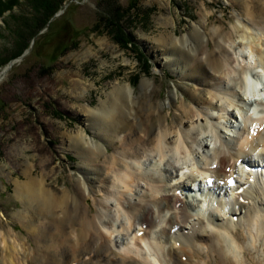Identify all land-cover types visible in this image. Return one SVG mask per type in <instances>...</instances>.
Returning <instances> with one entry per match:
<instances>
[{
	"label": "bare ground",
	"instance_id": "obj_1",
	"mask_svg": "<svg viewBox=\"0 0 264 264\" xmlns=\"http://www.w3.org/2000/svg\"><path fill=\"white\" fill-rule=\"evenodd\" d=\"M230 1L261 31L234 26L233 31L223 33L218 48L225 52L224 57L215 53L206 33L209 15L204 17V22H197L191 32L181 36L172 33L158 40L161 64L195 84L191 96L185 98L184 95L178 101L172 118L155 100L145 101V115L139 113L141 107L134 99L130 83L114 85L105 99L100 98L96 108L87 110L84 128L63 133L68 146L83 159L74 191L69 187L60 191L57 186H47L45 178L39 174L33 176L30 166L24 180H15V193L22 200L23 208L14 216L22 220L29 236L18 235L13 228L1 232L0 264H210V252L219 257V264H243L249 258L254 239L262 238L264 222L256 204H244L237 198L249 199L248 190L239 194L236 190L241 189V185L236 181L231 187L234 200L220 199L218 205L225 215L229 209L230 218L238 213L240 206L245 209L244 216L237 223L229 217L212 218V227L201 218L196 222L190 220L189 202L183 194L190 189L189 184L171 186L165 178L167 174L158 171L163 160L173 162L177 154L188 157L189 151L204 144L199 138L201 133L217 132L216 124L202 122L203 115L206 119L212 118L208 110H224L231 115L230 107L235 99L243 104L238 114L243 113L247 128L238 129L233 135L241 134L239 138L220 140L221 145L214 153L217 165L200 172L199 176L213 175L217 179L213 188L228 189L227 181L236 173L237 161L255 163L247 159L250 152H261L264 159V129H261L264 114L259 112L264 109V0ZM238 32L240 42L235 39ZM219 33L220 30H216L215 34ZM150 47L154 49L153 45ZM153 85L146 78L141 83L148 92ZM171 103L170 100V106ZM254 110L257 112L252 116L250 112ZM238 114L234 116L239 118ZM252 125H256L254 130ZM115 143L116 150L110 153ZM148 160L152 167L145 171ZM189 175L196 181L192 173ZM254 176L258 177L254 183L257 185L250 187L262 193L258 184L264 182V175L258 176L255 172ZM197 186L214 202L215 190L206 183ZM206 211L203 214H207ZM236 225L244 229L246 235L234 232ZM207 227H212L213 231L203 232ZM140 230H144L141 236L138 235ZM122 231L131 235L128 241L117 239ZM202 246L208 250L207 254Z\"/></svg>",
	"mask_w": 264,
	"mask_h": 264
},
{
	"label": "rangeland",
	"instance_id": "obj_2",
	"mask_svg": "<svg viewBox=\"0 0 264 264\" xmlns=\"http://www.w3.org/2000/svg\"><path fill=\"white\" fill-rule=\"evenodd\" d=\"M26 1L21 0L14 10L0 17V73L13 62L12 67L0 78V233L13 228V231L21 236L23 233L29 236V233L22 220L14 216L23 208L22 200L15 193V180H24L25 171L30 166L33 167V176L38 177L39 174L40 177L45 178L47 186H57L60 191L69 187L74 191L73 188L77 186V179L82 170L83 159L76 150L68 146L63 133H73L84 128V115H88L87 110L96 108L100 98L105 99L114 85L119 87L130 83L134 88V99L141 107L138 111L143 115L147 107L144 102L155 100L163 105V112H169V117L172 118L178 107V101L185 96V98L191 96L195 84L173 68L161 64L160 45H158L161 43L158 41L161 36L167 37L172 33L181 36L191 32L197 22H202L204 17L209 15L210 22H207L206 33L211 39L212 49L217 55L224 57L225 52L218 48L223 33L233 31L234 26H240L244 30L261 31L252 25L241 14V9L230 0H75L71 2L76 6L69 17L72 30L80 35L78 44L62 55L51 68H47L48 61L45 56L53 50L58 40L56 38L61 36L59 33L42 40L43 48L40 49L39 55H30V51L27 50L23 55L17 56L24 43L18 41L17 24L11 16L30 12V5ZM71 3L67 2L64 8ZM132 3L136 5L133 9ZM114 14L116 15L113 16ZM109 17L113 20L118 19L115 23L120 24L121 30L126 34L127 47L114 38L115 34L120 33L116 27L106 26L110 21L107 20ZM63 22L64 19L59 23L61 27L65 23ZM218 29L220 33L215 34ZM28 36L27 34L26 38ZM235 36L236 41H241L239 32ZM26 43L33 44V41L29 39ZM151 45L154 49L150 47ZM225 47L230 49L227 45ZM257 70L260 72L259 69ZM144 78L154 83L150 92L144 91L141 86ZM241 96L246 98L243 93ZM233 101L235 104L230 107L231 115L224 110H208V114L212 117L210 119H206L203 115L202 122L209 121L218 126L217 132L206 131L207 133L199 135L204 144L189 151L188 157L177 154L172 159L173 162L175 161L174 164L163 160L161 169L158 170L163 171L164 175L167 174L165 178L171 186L189 184L190 189L184 194L186 201L189 202L192 222L201 218L213 227L212 218L218 215L220 220L221 215L223 216V212L218 209L219 200L229 198L230 201L234 200L231 187L223 190L214 189L215 192L212 193L214 202L208 201L209 197L203 190L201 198L207 201L203 199L202 210H198L197 206L201 203L198 198L200 194L194 189L198 183L204 184V178L199 176L200 172H206L213 165H217L214 153L221 145L220 140L239 138L241 134L237 137L233 135L247 128V122L242 119L243 113L242 116L238 114L242 108L241 101L237 99ZM129 104L132 105V102L130 101ZM217 104L221 105L220 102ZM134 105L137 107L136 104ZM131 111L136 115L133 109ZM256 112L257 110H254L250 114L255 116ZM259 112L264 114V109ZM237 114L240 119L234 116ZM190 126L194 127V125ZM88 131L92 133L90 128ZM116 145L117 143L111 145L110 153L116 150ZM258 153L250 152L247 158L255 162L260 161L262 153ZM146 163L145 171L152 167L149 165L150 160ZM241 167L240 163L236 164L235 170L238 169L239 173L236 172L234 176L238 178L237 181L248 183L249 176ZM191 173L196 178L195 182L189 175ZM240 185L242 187L243 184ZM253 185L257 184H250L247 189L250 194L249 204L260 207V216L264 222V184L262 181L258 184L262 193L252 190L250 186ZM137 191L139 192L140 188ZM90 202L92 204V199ZM92 205L95 209L99 207ZM204 208L207 209V214H203ZM240 208L237 207L238 218L245 214V209ZM239 210L242 212L240 213ZM238 220L234 222L237 223ZM212 227H207L203 232L211 233ZM243 230L237 225L233 229L239 235H246V231ZM130 236L122 231L117 239L128 241ZM263 237L264 230L260 241L254 239L255 246L249 249L250 256L243 264H264ZM202 248L207 254L206 247L202 246ZM209 255L210 264H219L220 259L217 255L211 252ZM184 264L190 263L184 262Z\"/></svg>",
	"mask_w": 264,
	"mask_h": 264
},
{
	"label": "trees",
	"instance_id": "obj_3",
	"mask_svg": "<svg viewBox=\"0 0 264 264\" xmlns=\"http://www.w3.org/2000/svg\"><path fill=\"white\" fill-rule=\"evenodd\" d=\"M73 1L75 0H27L26 2L30 5V12L18 16L12 14L11 19L15 20L17 24L16 36L19 38L18 41H23L24 43L17 56L23 55L27 50L30 51V55H39L40 49L43 48L42 40L48 39L56 33L61 34V36L56 38L58 40L53 50L45 56L48 61V65H46L47 68H51L62 55L75 48L78 44L80 35L77 31L72 30V25L70 24L71 19L69 15L72 13L74 6H76L75 3H71ZM19 2H21V0H0V17L8 11L14 10V7L17 6ZM67 2L71 4L64 8ZM134 4L132 3V9L136 6ZM61 10H64V12L56 16ZM115 15L116 14L113 16ZM63 19L65 23L63 22L64 24L61 27L59 23ZM107 20L110 21H108L106 26H111V28L116 27V30L120 32L115 34L114 38L120 44L127 47L128 41L125 39L126 34L121 30V25L115 23L118 22V19L113 20L112 17H109ZM106 26L104 27L105 29L107 28ZM27 34L29 35L28 38H26ZM29 39H32L33 44L26 43Z\"/></svg>",
	"mask_w": 264,
	"mask_h": 264
},
{
	"label": "snow or ice",
	"instance_id": "obj_4",
	"mask_svg": "<svg viewBox=\"0 0 264 264\" xmlns=\"http://www.w3.org/2000/svg\"><path fill=\"white\" fill-rule=\"evenodd\" d=\"M249 99H251V97H249ZM257 99H259V97H257ZM255 128H256V125H252V129L254 130ZM252 135H255V131H252ZM237 163H241V161H237ZM213 167H215V166L213 165ZM246 170H247V168H246ZM253 170H256V169H253ZM220 182L223 183V181H220ZM212 183H213L212 180H208L207 181V184H209V185H211ZM227 185L229 187H233L234 186V183H233V181L231 179H229L227 181ZM240 191H243V189H240ZM173 231H175V229H173Z\"/></svg>",
	"mask_w": 264,
	"mask_h": 264
},
{
	"label": "water",
	"instance_id": "obj_5",
	"mask_svg": "<svg viewBox=\"0 0 264 264\" xmlns=\"http://www.w3.org/2000/svg\"><path fill=\"white\" fill-rule=\"evenodd\" d=\"M64 12V10H62L60 13H58L56 16H58V15H60L61 13H63ZM12 65H13V62H11L10 64H9V66L4 70V71H2L1 73H0V78H2L4 75H5V73L12 67Z\"/></svg>",
	"mask_w": 264,
	"mask_h": 264
}]
</instances>
